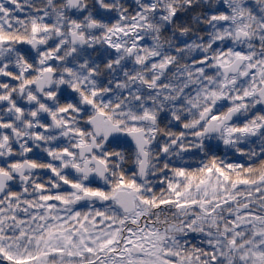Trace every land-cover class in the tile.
Returning <instances> with one entry per match:
<instances>
[{
  "label": "snow or ice",
  "instance_id": "obj_1",
  "mask_svg": "<svg viewBox=\"0 0 264 264\" xmlns=\"http://www.w3.org/2000/svg\"><path fill=\"white\" fill-rule=\"evenodd\" d=\"M0 264H264V0H0Z\"/></svg>",
  "mask_w": 264,
  "mask_h": 264
}]
</instances>
